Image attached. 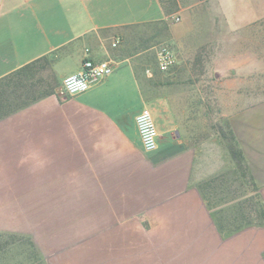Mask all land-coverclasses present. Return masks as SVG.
<instances>
[{
  "label": "crops",
  "instance_id": "crops-1",
  "mask_svg": "<svg viewBox=\"0 0 264 264\" xmlns=\"http://www.w3.org/2000/svg\"><path fill=\"white\" fill-rule=\"evenodd\" d=\"M172 1L0 0V77L45 55L60 83L86 57L115 62L82 93L0 119V233L28 237L44 264H264V227L224 236L199 189L234 167L220 130L190 142L195 117L173 108L188 98L151 77L157 27L173 43L198 19ZM145 107L159 133L150 151L136 125ZM227 120L264 201V102Z\"/></svg>",
  "mask_w": 264,
  "mask_h": 264
},
{
  "label": "rangeland",
  "instance_id": "rangeland-1",
  "mask_svg": "<svg viewBox=\"0 0 264 264\" xmlns=\"http://www.w3.org/2000/svg\"><path fill=\"white\" fill-rule=\"evenodd\" d=\"M172 5L175 15L184 8L198 19L189 35L173 43L168 27H157L153 50L157 55L167 47L174 63L161 71L155 61L151 77L167 82L171 95L188 98L184 104L175 99L173 108L177 115L184 110L195 117L191 128L186 125L185 136L192 142L228 130L229 113L264 102V0H173ZM250 8L253 15L246 13ZM248 17L254 20L246 23ZM42 76L61 91L52 68ZM198 96L200 104L189 103ZM32 243L26 236L0 233V264H44Z\"/></svg>",
  "mask_w": 264,
  "mask_h": 264
},
{
  "label": "trees",
  "instance_id": "trees-1",
  "mask_svg": "<svg viewBox=\"0 0 264 264\" xmlns=\"http://www.w3.org/2000/svg\"><path fill=\"white\" fill-rule=\"evenodd\" d=\"M52 62V57L41 56L0 77V119L55 92L51 83L42 76L44 71H51ZM220 135L234 167L199 186L215 225L224 236L246 226L264 227V201L245 157L230 128L220 130ZM32 247L35 248L33 243Z\"/></svg>",
  "mask_w": 264,
  "mask_h": 264
},
{
  "label": "built area",
  "instance_id": "built-area-1",
  "mask_svg": "<svg viewBox=\"0 0 264 264\" xmlns=\"http://www.w3.org/2000/svg\"><path fill=\"white\" fill-rule=\"evenodd\" d=\"M115 39L113 45H116ZM174 63L171 51L163 46L157 51V65L161 71H166ZM115 62L111 59L94 60L86 57L83 59L80 69L65 76L60 84L61 93L74 96L82 93L108 76ZM103 69V71H101ZM136 125L141 143L146 151L156 148L159 137L152 113L148 108H143L136 115Z\"/></svg>",
  "mask_w": 264,
  "mask_h": 264
},
{
  "label": "clouds",
  "instance_id": "clouds-1",
  "mask_svg": "<svg viewBox=\"0 0 264 264\" xmlns=\"http://www.w3.org/2000/svg\"><path fill=\"white\" fill-rule=\"evenodd\" d=\"M101 71H103V69H101Z\"/></svg>",
  "mask_w": 264,
  "mask_h": 264
}]
</instances>
